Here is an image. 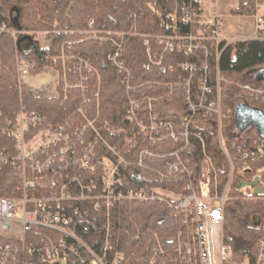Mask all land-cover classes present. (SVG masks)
I'll return each mask as SVG.
<instances>
[{
    "label": "trees",
    "instance_id": "1",
    "mask_svg": "<svg viewBox=\"0 0 264 264\" xmlns=\"http://www.w3.org/2000/svg\"><path fill=\"white\" fill-rule=\"evenodd\" d=\"M190 4L194 5L192 0H0V26H5L0 30L1 116L13 117L23 105L44 115L48 125L67 122L71 139H75V131L81 135L74 142L77 153L82 142H91L97 161L103 157L115 162L123 160L118 166L119 189L123 192L143 187L150 193L157 187L184 194L186 175L181 174L175 180L163 176L164 166L175 151L188 161L196 190H200L199 182H205L201 173L204 154L219 167L217 181L219 190L222 189L229 166L220 149L217 131L202 121L198 126L194 123L188 127L190 135L186 138L181 117L166 111L171 99L167 97L169 83L176 84L175 92L181 89L183 79L188 76L181 69L186 61L196 62V76L203 75L210 87L215 83L216 66L224 81L242 83L244 73L264 67V40H240L221 48L218 60L214 49L209 47L210 70L204 73L200 69L204 57L201 50L193 54L169 51L161 41L163 35L174 31L190 33L191 25L183 22V7ZM254 4L255 0H237L232 11L240 16L253 15ZM90 22L96 34L88 38ZM38 31L46 32L48 46H41L35 39ZM220 47L221 44L218 51ZM22 62H31V74L47 68L54 70L56 95H35L20 82L17 64ZM65 81L71 87L66 90L64 100ZM224 81L220 84L225 114L222 124L234 126V111L239 103L264 112V81L251 80V90L235 88ZM191 84L195 87V77ZM238 96L241 101L236 102ZM132 100L139 102L134 110L138 121L148 123L149 114L170 121L176 139L165 128L157 133L141 132L138 121L128 119ZM225 134L228 143L225 147L233 158V177L225 204L224 236L231 239L233 252L241 255L253 252L261 234L253 223L264 218V194L253 195L238 189L237 184L246 176L244 173L264 169V153L242 158L236 149L241 148V153L257 151L263 138L253 126ZM144 150L147 153L141 156ZM74 158H70L62 179L70 182V189L79 187L78 180L84 186L94 182L99 191L102 167L97 165L93 173L79 169ZM18 186L11 167L2 165L1 194L8 195ZM62 207L66 214L73 215L74 211L81 214L77 231L96 252L102 250L108 228L112 246L109 258L113 252H119L123 255L121 264H149L151 257L155 264H173L174 237L181 224L166 200L114 201L108 211L109 222L105 206L96 207L91 200L65 201Z\"/></svg>",
    "mask_w": 264,
    "mask_h": 264
},
{
    "label": "built area",
    "instance_id": "2",
    "mask_svg": "<svg viewBox=\"0 0 264 264\" xmlns=\"http://www.w3.org/2000/svg\"><path fill=\"white\" fill-rule=\"evenodd\" d=\"M192 3L194 5L183 7V22L191 25V31L188 34L174 31L168 36L166 48L169 51L193 54L196 48L201 47L200 50L202 53L206 50L203 54L207 56L209 42L216 40L215 56L218 60L223 48L237 39L246 40L238 37L228 40L222 36L216 24L211 21L213 19L202 22L200 0H192ZM255 6L258 12L255 15L254 35L250 40H264V5L256 3ZM89 26H93L92 22ZM198 26H203L204 29ZM4 28V25L0 26L1 31ZM198 30L201 32L197 35ZM13 32L11 34L14 36ZM172 36L179 38L177 42L169 40ZM219 36L220 40H217ZM220 44L222 47L218 51ZM231 56L233 58L234 53ZM31 65V62L17 64L18 77L30 74ZM181 69L188 73L182 82V86H185L183 89L185 107L180 116L185 127L183 135L187 138L190 135L188 127L194 123L198 126L202 121L205 126L209 124L208 126H213L217 130L218 143L229 166L223 188L220 190L218 188L219 167L204 154L201 173L205 182H199L200 190H196L188 161L183 160L175 151L173 158L164 166L163 176L175 180L181 174L186 175L188 180L184 183V194L169 190L172 196L161 195L152 190L153 188L147 193L143 187L123 192L119 189L121 179L118 177V166L123 162L121 158L116 162L104 157L97 161L93 157L94 144L91 142L85 144L82 142L77 153L74 142L81 137L79 131H75L73 133L75 139H71L66 128L67 122L48 125L44 115L21 105L13 117H2L0 114V168L8 164L12 175L19 183L17 189L11 190L8 195H2L0 187V264H121L123 261L121 253L113 252L111 258L108 257V253L112 251L108 240V228L103 248L96 252L82 238L80 231H77V225L82 220L81 214L77 211H74L73 215L64 213L62 203L71 200H91L96 207L105 206L106 219L109 222L108 211L114 201L129 199L144 202L150 198L166 200L181 224L174 237L175 256L171 260L173 264H264V218L260 217L253 223L261 234L251 253L236 255L231 247V239L224 236V211L229 200L228 190L233 177V158L228 154L221 139L224 115L220 92L216 89L218 87L216 73L215 83L210 87L203 75L196 76L198 69L195 63L193 65L191 62H183ZM194 77L195 87L191 84ZM47 85L42 84L37 89H28L35 95L55 96L56 75L55 82L50 88H47ZM69 87L71 85L65 81L64 100ZM130 104L128 119L130 122L138 121L134 110L138 109L139 102L132 100ZM196 117H199V120H196ZM138 126L143 133L147 131L157 133L165 128L171 138L177 137L172 123L154 114H149L148 123L138 121ZM196 136L200 137V132H197ZM241 151L239 147L236 149L238 154H242V158L264 153L261 146L257 151L244 153ZM146 153L147 151H142L141 156ZM72 156L75 157L73 160L77 162L79 169L93 173L97 165L102 167L103 179L99 191H96L98 186L94 182L84 186L78 180L76 182L79 187H74L73 190L70 189V182L62 179L63 171L69 167L68 162ZM104 159L107 161L104 162ZM247 174L249 173H244V176ZM246 247L249 248V244H246ZM147 262L155 264L152 257L148 258Z\"/></svg>",
    "mask_w": 264,
    "mask_h": 264
},
{
    "label": "rangeland",
    "instance_id": "3",
    "mask_svg": "<svg viewBox=\"0 0 264 264\" xmlns=\"http://www.w3.org/2000/svg\"><path fill=\"white\" fill-rule=\"evenodd\" d=\"M258 3L260 6L264 5V0H255V4ZM254 4V6H255ZM200 9H201V15H202V22H206L207 20H211L213 21L216 26L218 27L219 31L221 32L220 34L226 35L228 36V40L231 38H245L246 40H250L253 35H254V23H255V15L257 14V8L256 6L254 7V13L253 15H249V16H240V15H235L233 13V9L236 8L237 6V0H200ZM260 9V7H259ZM261 10V9H260ZM264 12V11H263ZM259 14V13H258ZM199 27V26H198ZM201 29H204V27H199ZM88 31H86L88 33V38L94 34H96V32H94L92 27H88L87 28ZM197 35L200 34L201 31H196ZM15 34V32H13ZM174 33V32H173ZM26 34H33L32 32H26ZM17 36V33L16 35ZM168 36H170V34L168 35H163L161 41L163 40V44L166 48L167 43H168ZM35 39L39 42V44L41 46H48V40H47V36H46V32L44 31H38L37 33H35ZM179 38L178 37H174L172 36L169 40L170 41H174L177 42ZM217 40H220V36L217 37ZM235 40V39H234ZM240 40H235L232 44H235L236 42H238ZM167 42V43H166ZM217 41H210L208 46H207V56L204 55V57L201 59L200 61V69L203 71H207L210 70L209 68V47L213 48L214 51L217 53V50H215L216 48V44ZM201 49V47H198L195 49V51L193 53H197L199 52ZM203 53H206V50L203 51ZM63 54V52H62ZM63 60H65V57L62 55L61 56ZM193 65L194 63L196 64V62H191ZM197 66V65H196ZM47 69L42 70L40 73L42 76L48 74L49 72H45ZM198 69V66H197ZM51 70V69H50ZM258 69H254L252 71L246 72L244 73V75L242 76V83H238L233 81L232 79L227 80L224 79L220 76L219 72H216V80H218V87L216 88L218 90V92H220V100H221V109H222V91H221V83L222 81H224V84H227L229 86L238 88V87H244L243 90H251L252 86L250 84L251 80L254 79V74L256 73ZM55 75L56 72L54 70H51ZM210 72V71H209ZM218 77V79H217ZM44 83V82H43ZM170 84V91L167 94V97H170L171 99L170 102L168 103L167 107H166V111H168V113H171L173 115H177V116H181L182 113L184 112V107H185V102H183V89L185 86H181L182 91H178L175 92L178 88H176V84L171 82ZM52 85V84H51ZM51 85H47V88H50ZM28 88V87H27ZM242 94V93H240ZM241 97L238 96V98H236V102L237 101H241L240 99ZM263 100H264V96H263ZM222 114L225 116V114L223 113L222 110ZM225 118V117H224ZM223 120V119H222ZM223 122V121H222ZM209 125V124H208ZM217 131V130H216ZM225 132H238V130L232 125V123L230 124H222L221 127V139L224 142V145H228L227 143V136L225 134ZM224 133V134H223ZM218 137V134H217ZM218 140V138H217ZM219 142V140H218ZM261 147H263L264 149V139H262L261 141ZM107 160L104 159V162H106ZM110 164V162H108ZM237 188L240 190H245L248 191L249 193L253 194V195H263L264 194V169H257L256 171H252L249 172V174H247L244 178H241V180L239 181V183L237 184ZM152 190H155L156 192H158L159 194L163 195V194H170V196H172L171 192H168L169 190L166 189H161V188H153ZM174 192V191H173Z\"/></svg>",
    "mask_w": 264,
    "mask_h": 264
},
{
    "label": "water",
    "instance_id": "4",
    "mask_svg": "<svg viewBox=\"0 0 264 264\" xmlns=\"http://www.w3.org/2000/svg\"><path fill=\"white\" fill-rule=\"evenodd\" d=\"M17 18L13 19V23L16 25ZM18 43V42H17ZM254 79L264 81V67L259 68L254 74ZM234 127L238 131H243L250 126L255 127L262 138L264 139V112L252 107H249L243 103L236 105L234 111Z\"/></svg>",
    "mask_w": 264,
    "mask_h": 264
},
{
    "label": "crops",
    "instance_id": "5",
    "mask_svg": "<svg viewBox=\"0 0 264 264\" xmlns=\"http://www.w3.org/2000/svg\"><path fill=\"white\" fill-rule=\"evenodd\" d=\"M225 37L228 38V36L226 35H223ZM45 72H49L48 74L44 75L45 77V82L44 83H41V84H38L36 83L35 84V78L40 76L41 73H37V74H28V75H25V76H22L19 78L20 82H22L23 84H25L28 88H33V89H37L38 87H40L42 84H48V85H51L55 82V74L51 71V70H46Z\"/></svg>",
    "mask_w": 264,
    "mask_h": 264
},
{
    "label": "bare ground",
    "instance_id": "6",
    "mask_svg": "<svg viewBox=\"0 0 264 264\" xmlns=\"http://www.w3.org/2000/svg\"><path fill=\"white\" fill-rule=\"evenodd\" d=\"M45 80H46L45 77L40 75V76L35 78V81H36L35 84L36 83L41 84V83L45 82Z\"/></svg>",
    "mask_w": 264,
    "mask_h": 264
}]
</instances>
